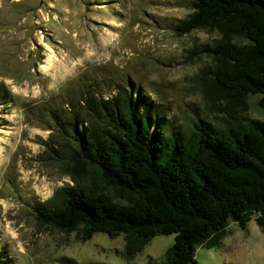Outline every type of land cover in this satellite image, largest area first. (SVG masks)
<instances>
[{"label":"trees","instance_id":"trees-1","mask_svg":"<svg viewBox=\"0 0 264 264\" xmlns=\"http://www.w3.org/2000/svg\"><path fill=\"white\" fill-rule=\"evenodd\" d=\"M192 8L174 28L223 33L202 46L217 61L206 73L230 123L197 117L192 128L164 130L163 111L138 92L118 83L103 96L102 83L81 72L34 111L49 122L50 157L90 172L34 204L42 223L77 229L83 241L121 235L128 261L155 235L173 234L162 259L147 264H195L196 248L220 246L230 221L245 229L253 218L264 234V120L235 115L250 95L264 103V0H193ZM11 98L0 83V103Z\"/></svg>","mask_w":264,"mask_h":264},{"label":"rangeland","instance_id":"rangeland-1","mask_svg":"<svg viewBox=\"0 0 264 264\" xmlns=\"http://www.w3.org/2000/svg\"><path fill=\"white\" fill-rule=\"evenodd\" d=\"M193 0H0V83L12 101L0 103V264H147L160 261L174 235H155L131 260L121 254V235L42 223L33 208L89 170L50 157L49 122L36 105L81 72L96 77L110 96L118 83L164 113V130L192 128L205 118L230 123L225 100L210 87L216 67L213 45L223 33L174 27L192 12ZM233 41L239 36L228 31ZM213 83V81H212ZM135 95V94H134ZM262 95H250L246 113L264 120ZM198 117V118H197ZM44 119V120H43ZM104 191L112 194V191ZM195 264H264V234L251 218L245 229L230 221L221 245L199 246Z\"/></svg>","mask_w":264,"mask_h":264}]
</instances>
